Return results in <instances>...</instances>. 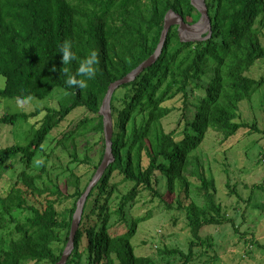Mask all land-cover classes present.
Segmentation results:
<instances>
[{
  "label": "trees",
  "instance_id": "trees-1",
  "mask_svg": "<svg viewBox=\"0 0 264 264\" xmlns=\"http://www.w3.org/2000/svg\"><path fill=\"white\" fill-rule=\"evenodd\" d=\"M203 2L210 18L208 37L182 40L178 24H172L156 59L133 79L114 87L110 96L113 159L85 199L63 264H196L197 250L213 246L212 238L201 234L205 227L230 221L235 226L216 198L214 177L206 173L195 151L208 129L220 132L224 140L240 128L255 129L254 123L240 119L239 104L263 82L249 70L264 62V0ZM170 9L187 24L201 16L191 0H0L4 78L0 96L45 101L58 95L55 105L0 115V125L31 124L23 141L0 145V264L60 261L70 241L77 201L104 156L106 138L99 109L108 86L153 54ZM65 40L71 42L77 58L68 65L62 64L59 52ZM92 51L97 53L95 77L77 76L86 80L84 88L66 85L62 69L68 67L76 75L79 62ZM76 108L86 114L75 124L69 121L45 146L51 131ZM174 113L176 126L167 131L163 121ZM90 134L97 139V157H91L89 150L80 157L77 139ZM57 147L82 170L54 162ZM38 155L42 159L36 163ZM14 159L19 166L15 177L4 179L6 165ZM90 166V178L82 185ZM114 173L129 184L124 192L112 182ZM189 175L197 178L199 201L190 197ZM263 185L264 180L253 187ZM226 186L236 192L228 180ZM142 198L157 200L166 209L175 203L185 210L190 234L185 251L163 246L158 248L161 259L135 254L131 240L144 217L128 219L125 207L132 208ZM67 200L71 204L63 205ZM112 215L125 224V231L109 232L117 223L111 221ZM168 257H177L178 262Z\"/></svg>",
  "mask_w": 264,
  "mask_h": 264
},
{
  "label": "rangeland",
  "instance_id": "rangeland-1",
  "mask_svg": "<svg viewBox=\"0 0 264 264\" xmlns=\"http://www.w3.org/2000/svg\"><path fill=\"white\" fill-rule=\"evenodd\" d=\"M197 1L203 3V0ZM199 24L200 22L193 26L192 30L183 29L181 37L185 39L202 36L207 32V28L205 25L199 26ZM193 32L197 34L190 36L189 34ZM262 34V42L264 43V26L262 27ZM249 74L259 79L262 78L263 82L254 90L249 99L240 102L239 113L240 119L249 124L254 123L255 129L240 128L226 140L223 139L220 132L208 129L203 141L195 151L206 173L215 179L216 198L222 204L223 211L227 213L228 218L232 219L237 227L234 228L235 226H232L231 221L222 225L205 227L201 234L203 237L210 236L213 246L197 250L196 264H264V185L260 188L253 187V184H259L264 180V62L258 61L253 65ZM3 85L4 78L0 75V86ZM57 96V93H54L45 101L36 98L20 100L0 96V115L18 110L30 111L36 106L55 105ZM84 114L86 112L83 108L74 109L58 127L51 131L45 146L69 121L75 124ZM177 118L178 114L174 113L163 121L167 131L176 126ZM30 125V122L0 125V145L5 146L11 142L23 141L25 132ZM96 140L94 134H90L86 138H78L76 145L78 156L82 157L85 151L89 150L88 154L96 158L98 154ZM90 145L92 148L86 149ZM64 152L60 147H57L53 156L54 162L62 165L68 163V166L75 172L81 171L79 164L68 162L71 158ZM41 159V155H38L35 159L36 163ZM17 167L19 166L16 165V159L8 161L3 178L15 177L14 170ZM91 169L90 166L82 178V185L89 180ZM189 179L193 181L192 186L189 187L190 197L199 201V198L196 197L199 196L196 188L197 178L195 175H189ZM227 180L230 187L235 186L236 192L230 191V188L226 186ZM112 182H116L117 190L121 192H124L125 186L129 185L122 180V176L118 173H114ZM157 186L162 191L165 190L161 185ZM115 194L119 193L114 192ZM165 197L167 200L173 198L169 192L165 193ZM147 200V198H142L132 208L125 207L128 219L134 216L144 217L137 223L136 232L131 240L135 254L161 259L162 257L158 253L160 247H177L185 251L190 240L189 228L184 215L185 210L177 208L175 203L171 209H166L164 204L157 200L152 202H147ZM188 201L189 199H186V203ZM70 204L71 200L63 203V205ZM113 206L112 208H114ZM147 213H149V217ZM117 220L116 215L111 216V221L117 222L109 228L111 234L121 233L126 229L125 224ZM2 237L7 239L4 233H2ZM168 259L175 263L178 262L177 257H168Z\"/></svg>",
  "mask_w": 264,
  "mask_h": 264
},
{
  "label": "water",
  "instance_id": "water-1",
  "mask_svg": "<svg viewBox=\"0 0 264 264\" xmlns=\"http://www.w3.org/2000/svg\"><path fill=\"white\" fill-rule=\"evenodd\" d=\"M191 3L201 12V16H200L199 20L194 24H187L184 22L181 15H179L178 13H176L170 9L164 16V26H163V30L161 32L160 41H159L155 51L153 52V54H151L146 60H144L142 63H140L139 66L136 67L134 70H132L130 73H128L127 75H125L124 77H122L120 79L115 80L114 82L110 83V85L108 86L107 93L105 94V97H104L102 104H101V107L99 109V113L103 114L104 134H105V138H106V147H105L104 156H103L101 164L96 169V171H95L94 175L92 176L89 184L87 185L84 193L82 194V196L77 201L76 209H75L72 224H71L70 241H69L68 246H67L66 250L64 251L60 261L57 262L56 264H60V263L63 264L64 263V260L67 256L71 246H72L74 232H75V230H76V228L80 222V217L82 214V208H83L85 199H86L90 189L92 188V186L95 184V182L98 180V178L102 174V172L105 169L108 162L113 159L112 151H111L112 120H111V115H110V96H111V93H112L114 87H116L117 85H119L123 82L130 81L142 69H144L145 67L150 65L156 59V57L158 56V54L161 51L162 44H163L164 39L166 37L167 31L172 24H178V31H179V34L181 37V31L183 29L193 27L195 24H197L203 18L206 21V28L208 31L205 36H195V37H190V38H185V39L181 37V39L182 40L203 39V38H206L210 35V33H211L210 18L208 16L204 2L201 3V5H199L196 2V0H191Z\"/></svg>",
  "mask_w": 264,
  "mask_h": 264
},
{
  "label": "clouds",
  "instance_id": "clouds-1",
  "mask_svg": "<svg viewBox=\"0 0 264 264\" xmlns=\"http://www.w3.org/2000/svg\"><path fill=\"white\" fill-rule=\"evenodd\" d=\"M59 52L61 53L62 64L68 65L71 61L77 59L75 53L72 51V45L70 41L65 40L59 46ZM97 62V53L92 51L90 55L84 60L79 62V66L76 70V75H72L69 72L68 67H64L62 70L67 74V79L65 84L68 86H75L78 88L86 87L85 79H77V76L86 77L87 79H92L95 77L96 69L94 65Z\"/></svg>",
  "mask_w": 264,
  "mask_h": 264
},
{
  "label": "bare ground",
  "instance_id": "bare-ground-1",
  "mask_svg": "<svg viewBox=\"0 0 264 264\" xmlns=\"http://www.w3.org/2000/svg\"><path fill=\"white\" fill-rule=\"evenodd\" d=\"M201 1V0H200ZM196 2L199 4V5H201V3L202 2H198L197 0H196ZM200 24H199V26H202V25H205V28H206V21L202 18L200 21ZM196 25V24H195ZM194 25V26H195ZM187 29H190V30H192V27L191 28H187ZM195 29V28H194ZM201 29V28H200ZM200 32V31H199ZM197 33L196 32H193V33H191V34H189L190 36H195Z\"/></svg>",
  "mask_w": 264,
  "mask_h": 264
}]
</instances>
